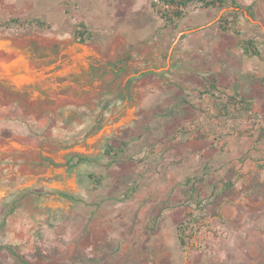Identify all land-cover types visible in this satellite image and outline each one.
Wrapping results in <instances>:
<instances>
[{"label":"rangeland","instance_id":"obj_1","mask_svg":"<svg viewBox=\"0 0 264 264\" xmlns=\"http://www.w3.org/2000/svg\"><path fill=\"white\" fill-rule=\"evenodd\" d=\"M98 1L0 0V36L71 37V27L99 13L114 21L113 41L121 39L115 37L122 25L139 30L137 41L155 31L136 44L133 68L111 86V95L122 98L103 107L102 124L113 133L99 143L96 160L81 167L77 192L52 209L33 203L30 211L10 215L9 224L0 215V264H264V0H234L253 15L239 9L235 33L217 25L231 7L191 4L170 30L153 0ZM29 17L44 25H2ZM247 39L259 56L244 53ZM123 40L106 45L115 62L126 49ZM145 61L152 71L134 78ZM125 74L134 75L126 87ZM240 96L251 102L246 112ZM120 117L127 122L116 128ZM106 144L114 160L101 154ZM197 214L203 223L183 250L176 226Z\"/></svg>","mask_w":264,"mask_h":264},{"label":"crops","instance_id":"obj_2","mask_svg":"<svg viewBox=\"0 0 264 264\" xmlns=\"http://www.w3.org/2000/svg\"><path fill=\"white\" fill-rule=\"evenodd\" d=\"M98 4L103 3L99 0ZM89 19L79 24L93 36V41L85 44L73 36L78 26L71 27L72 39L70 34L56 32L26 39L0 36V215L5 224L10 215L30 211L33 203L39 205L40 195L53 192L48 194V203L54 208L77 192V184L85 176L80 170L84 166H76V159L82 160L80 151H94L91 142L84 144V136L104 121L107 111L103 107L122 98L111 95L118 73L133 68L131 58L122 59L123 53L155 34L137 41L138 29L120 26L121 33L115 38L119 36L120 42L127 35L130 41L121 42L126 49L115 62L114 49L109 51L106 46L117 42L111 34L114 21L106 22L101 13ZM91 20L103 34L86 26ZM145 62L143 70L133 73L134 78L152 71L151 64ZM133 74H125V87ZM125 120L120 117L115 126L126 124Z\"/></svg>","mask_w":264,"mask_h":264},{"label":"trees","instance_id":"obj_3","mask_svg":"<svg viewBox=\"0 0 264 264\" xmlns=\"http://www.w3.org/2000/svg\"><path fill=\"white\" fill-rule=\"evenodd\" d=\"M160 6H163L165 10H156V5L152 2L151 6L155 9L156 15L163 21L164 26L166 28H170V30H175L178 27L179 22L185 17L187 8L191 5H197L201 8H217L219 10L227 9L228 7H231V10H228L225 14H223L219 19L217 20V25L221 31H232L235 33V26L233 24L236 21V14L239 11V9H244V12L247 13L250 17L253 18V15L250 11L249 7H241L239 4H237L234 0H159ZM158 8V7H157ZM233 17L234 20H229V18ZM5 27H38L41 28L44 23L39 18L29 17L25 19H9L2 23ZM231 26L233 28H231ZM202 28H197V30H203ZM237 34V33H236ZM73 36L79 40L81 44H85L88 42L93 41V36L91 32L84 27L83 25L79 26L78 29H76L73 32ZM185 37V35L181 36V39ZM144 43V42H142ZM135 45H130L123 53L122 59L130 58V55L132 52H134ZM242 50L246 55H254L259 56V52L256 49L255 42L252 39H247L242 42ZM210 90L215 88V85L212 83L209 86ZM204 93H209V90H205ZM239 104L242 105V109L246 112L249 110L250 107V100L246 97L240 96L239 97ZM251 118L253 120V125H256V115L251 114ZM263 130L261 129V132ZM263 133V132H262ZM126 147V143H122ZM118 152H122L121 146L117 147ZM110 151V150H109ZM189 183L187 186L188 197L187 199L192 200L195 191L194 186L191 183V180L186 181ZM225 186H228L226 183ZM202 215H188V217L177 224L176 231H177V239L179 242V246L181 249H186L189 243L193 244L194 238L193 236H196L195 233L197 232V229L200 230V226L203 223Z\"/></svg>","mask_w":264,"mask_h":264},{"label":"flooded vegetation","instance_id":"obj_4","mask_svg":"<svg viewBox=\"0 0 264 264\" xmlns=\"http://www.w3.org/2000/svg\"><path fill=\"white\" fill-rule=\"evenodd\" d=\"M115 123H116V121L112 123L114 127H116ZM107 125H103L100 122L99 125L97 127H95L94 130L89 131L88 133L86 132V134L84 136V144H86L87 142H91L92 143L91 145L93 146L94 151L92 154L89 153L90 151H88V152L80 151L81 152L80 156H82V160L76 159V163H75L76 166H88L91 162H93V160H96L95 153H97V151L101 150L99 148V143L101 141H104L105 138H107L108 133L109 134L113 133L112 129H107ZM123 125H125V124H123ZM121 126H117L116 128H119ZM106 145H107V147L105 149H103L101 154L109 160H114L115 152L109 151L111 149V147L108 144H106ZM75 152H77V151H69L68 154H72ZM74 162H75V160H74ZM38 197L41 198V199H38L39 205H41L44 208H51L52 209V207H49V203H47L48 201H50L48 194H46V196H44V197H41V195Z\"/></svg>","mask_w":264,"mask_h":264},{"label":"built area","instance_id":"obj_5","mask_svg":"<svg viewBox=\"0 0 264 264\" xmlns=\"http://www.w3.org/2000/svg\"><path fill=\"white\" fill-rule=\"evenodd\" d=\"M153 1H154L155 5H156L157 7H162V6H160V2H159V0H153Z\"/></svg>","mask_w":264,"mask_h":264}]
</instances>
